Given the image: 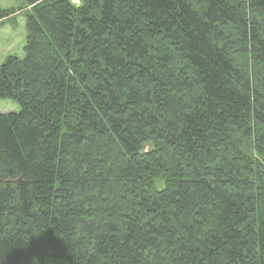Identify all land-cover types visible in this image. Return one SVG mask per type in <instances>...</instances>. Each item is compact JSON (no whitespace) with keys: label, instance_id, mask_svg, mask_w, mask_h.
<instances>
[{"label":"trees","instance_id":"obj_1","mask_svg":"<svg viewBox=\"0 0 264 264\" xmlns=\"http://www.w3.org/2000/svg\"><path fill=\"white\" fill-rule=\"evenodd\" d=\"M27 1L0 264H264V0Z\"/></svg>","mask_w":264,"mask_h":264},{"label":"rangeland","instance_id":"obj_2","mask_svg":"<svg viewBox=\"0 0 264 264\" xmlns=\"http://www.w3.org/2000/svg\"><path fill=\"white\" fill-rule=\"evenodd\" d=\"M27 0H0V7L13 9L12 18L0 27V64L10 54L23 57L26 43L25 11ZM77 3V0H74ZM22 8V9H20ZM11 17V16H10ZM20 105L10 99H0L1 112L18 111Z\"/></svg>","mask_w":264,"mask_h":264}]
</instances>
